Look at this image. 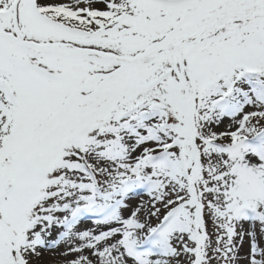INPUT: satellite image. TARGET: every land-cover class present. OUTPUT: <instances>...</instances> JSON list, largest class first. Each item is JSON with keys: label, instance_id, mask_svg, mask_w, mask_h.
Returning <instances> with one entry per match:
<instances>
[{"label": "snow or ice", "instance_id": "1", "mask_svg": "<svg viewBox=\"0 0 264 264\" xmlns=\"http://www.w3.org/2000/svg\"><path fill=\"white\" fill-rule=\"evenodd\" d=\"M44 250L264 264V0H0V264Z\"/></svg>", "mask_w": 264, "mask_h": 264}, {"label": "rangeland", "instance_id": "2", "mask_svg": "<svg viewBox=\"0 0 264 264\" xmlns=\"http://www.w3.org/2000/svg\"><path fill=\"white\" fill-rule=\"evenodd\" d=\"M134 196H136L135 198H137V199H135L133 201L131 200V203H133V204H135L140 199L141 196H143L144 199H147V196H146L145 193L144 194L134 195ZM85 223L89 224V222H87V221ZM247 247H248V245H247V242H246L245 243V250H247ZM44 251L45 252L46 251H50L49 254H51V256H49V258H48L50 264H61L62 258L59 256V250H44ZM35 264H37V263L35 262Z\"/></svg>", "mask_w": 264, "mask_h": 264}, {"label": "bare ground", "instance_id": "3", "mask_svg": "<svg viewBox=\"0 0 264 264\" xmlns=\"http://www.w3.org/2000/svg\"><path fill=\"white\" fill-rule=\"evenodd\" d=\"M135 199H137V198L132 199V201ZM49 252L50 251H46V252L43 251L41 257L38 260H36V263L37 264H50L48 258H49V256H51V254H49Z\"/></svg>", "mask_w": 264, "mask_h": 264}]
</instances>
